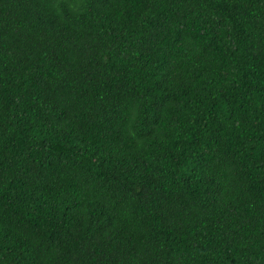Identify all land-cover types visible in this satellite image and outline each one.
<instances>
[{
    "label": "trees",
    "instance_id": "16d2710c",
    "mask_svg": "<svg viewBox=\"0 0 264 264\" xmlns=\"http://www.w3.org/2000/svg\"><path fill=\"white\" fill-rule=\"evenodd\" d=\"M0 264H264V0H0Z\"/></svg>",
    "mask_w": 264,
    "mask_h": 264
}]
</instances>
